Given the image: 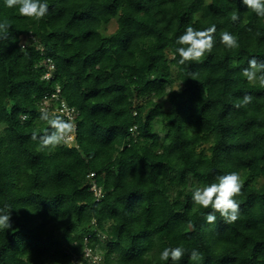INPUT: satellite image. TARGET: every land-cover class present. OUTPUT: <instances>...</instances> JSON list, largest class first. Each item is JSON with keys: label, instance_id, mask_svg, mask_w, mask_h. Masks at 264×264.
<instances>
[{"label": "trees", "instance_id": "obj_1", "mask_svg": "<svg viewBox=\"0 0 264 264\" xmlns=\"http://www.w3.org/2000/svg\"><path fill=\"white\" fill-rule=\"evenodd\" d=\"M42 2L36 22L0 0L11 24L0 40V207L12 222L0 264H172L159 259L166 247L185 250L178 264H197L192 250L198 264H264V88L242 76L264 60V19L242 0ZM189 25H215L216 43L179 65L175 40ZM224 31L239 48L220 43ZM57 87L80 111L79 146L41 152L31 135L51 130L40 99ZM244 95L252 102L234 107ZM231 172L239 218L208 224L192 191Z\"/></svg>", "mask_w": 264, "mask_h": 264}, {"label": "clouds", "instance_id": "obj_2", "mask_svg": "<svg viewBox=\"0 0 264 264\" xmlns=\"http://www.w3.org/2000/svg\"><path fill=\"white\" fill-rule=\"evenodd\" d=\"M247 9H250L257 17L264 19V0H242ZM8 8H18L19 14L30 20L39 22L49 10V5L42 0H4ZM232 22L240 19L237 13H232ZM11 24L4 20L0 22V40L7 38ZM216 26L213 25L204 30H196L191 25L187 26L184 33L179 35L175 43L178 45L176 53L179 59L177 63L184 65L189 62H200L206 54H211L215 40ZM220 43L229 50L239 48L238 38L224 31L220 36ZM242 76L251 85L264 88V60L252 58L248 61V67L242 70ZM189 77L196 80L195 73H189ZM167 98V97H166ZM251 95H244L242 100L234 105L236 108L246 107L252 102ZM39 119L45 122L50 131L45 130L43 134L33 131L31 139L37 142V150L54 151L57 147L65 144L67 139L76 131V126L71 120H65L56 113L41 109ZM243 185L238 172H231L216 178V182L206 186L196 187L192 191V201L194 205L204 209H211L207 213L205 220L208 224L216 221V213L223 218L225 223L231 224L239 218V204L236 197L242 194ZM12 228L10 206L0 207V230ZM185 254L182 247H166L160 253L159 259L162 261L171 260L172 264H178ZM190 261L198 262L202 259L201 253L192 250L189 256Z\"/></svg>", "mask_w": 264, "mask_h": 264}, {"label": "built area", "instance_id": "obj_3", "mask_svg": "<svg viewBox=\"0 0 264 264\" xmlns=\"http://www.w3.org/2000/svg\"><path fill=\"white\" fill-rule=\"evenodd\" d=\"M54 66L55 65L53 62L49 63L48 70L44 74V78L49 79L53 76L52 72H53ZM60 92H61L60 87H57L52 92H49V91L46 92L42 96V98L40 99V110L41 109H47L49 112L56 113V114L60 115L65 120L70 119L71 122H73L75 124L76 130H77L76 117L80 114V111L77 107L70 105L67 102V100L61 96ZM76 138H77V133L75 131V133L67 139L66 143L70 146H73V145L79 146V144L76 141ZM94 176H95L94 172H91L89 174V177L92 181L91 189L94 191L96 198L100 199L102 196V188L98 185ZM85 251H86L85 257L92 255V251L89 247H86ZM93 257H94V259H98L99 256L94 255ZM75 260L79 264H85V262L80 257H75Z\"/></svg>", "mask_w": 264, "mask_h": 264}, {"label": "rangeland", "instance_id": "obj_4", "mask_svg": "<svg viewBox=\"0 0 264 264\" xmlns=\"http://www.w3.org/2000/svg\"><path fill=\"white\" fill-rule=\"evenodd\" d=\"M117 28V20L114 18L108 25L107 32H112ZM169 103H166V107H168Z\"/></svg>", "mask_w": 264, "mask_h": 264}]
</instances>
